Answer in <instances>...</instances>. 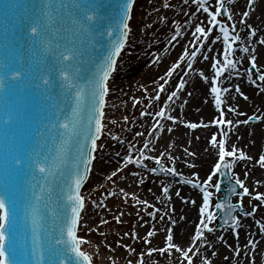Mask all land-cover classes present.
<instances>
[{"label":"bare ground","instance_id":"1","mask_svg":"<svg viewBox=\"0 0 264 264\" xmlns=\"http://www.w3.org/2000/svg\"><path fill=\"white\" fill-rule=\"evenodd\" d=\"M226 1L228 11L232 13V19H226V24L229 27L235 24L234 34H239L241 40L236 42L233 54V59L238 61L237 67L227 69L220 76L218 86L227 89L221 96L225 119L234 122L231 126H223L228 132L227 143L252 157L251 160H236L231 168V173L239 175L251 193L240 200L250 205L260 202L255 199L257 192L264 193V167L258 163L259 155L264 154V84L254 78L256 74L264 73V43H261L264 39V0H254L251 5L249 0ZM165 10L167 14H163ZM144 11L141 16H133L134 23L143 22L145 27L152 25L150 33H153L154 42L144 50L138 49L140 44L135 48L126 45L118 58L117 68L111 76L116 79L112 85V97L107 99V107L112 109L108 114L111 115L112 111L116 116L114 128L110 139L102 144L100 158L94 161L90 175V181L102 190V195L97 202L85 203L79 232L86 236V242L89 233L95 231L106 241L108 237L113 242L116 237L123 238L117 247L135 257V264H140V254H143V264H187L178 251L149 254L148 250L165 248L169 231L174 242L187 249L192 245L199 226L203 191L185 180L204 184L218 161V150L211 144V138L216 135L219 140L223 134L218 129L221 126L212 123L219 115V109L214 106L210 87L215 83V60L223 62L222 42L215 40L217 34H222L216 28L210 34V40L205 41L200 38L201 34L195 33L197 26L208 25L209 18L207 13L198 10L194 0L187 3L184 0H148ZM245 12L249 13L247 17ZM253 28L256 29L255 36L251 35ZM177 30L179 36H176ZM244 47L249 49L247 53L242 51ZM185 50L188 56L183 55ZM193 51L197 53L195 58L191 57ZM253 55L256 56V65L249 71ZM146 61V67L139 75L130 74L140 66L143 68ZM151 69V73L155 72L153 77L141 81L145 71ZM169 71H172L171 76L167 75ZM201 72L209 78L207 81L201 77ZM181 80L185 81V87L178 90ZM173 91H177V96L169 101L168 96ZM142 100L145 103L139 114L125 117L123 113L131 104L138 105ZM161 109L166 111L164 118L156 116ZM168 115L176 119L169 120ZM254 115L262 119L249 122L248 118ZM245 120L248 123H243ZM192 123L199 126L189 127ZM123 142L134 151L132 162L127 160L129 155H126ZM145 143L148 144L146 149ZM141 153L142 164H136L135 158ZM155 157H159L166 168L175 167L180 175L165 172L157 176L151 173L149 168L157 162ZM129 163L135 166L131 167ZM145 179H151L152 185H143ZM164 188L168 191L164 192ZM208 191L213 193V187L209 186ZM214 197L213 193L212 206ZM226 201L220 200L219 203ZM127 208L131 209L129 216L137 217V209H145V214L137 217L132 228L119 231L118 228L127 223L124 219ZM105 211L106 220L101 221L100 215ZM112 222L116 223V229L107 230L106 225ZM210 227L213 231L205 230L204 237L195 241L190 253L194 264H207L208 261L211 264H234L240 260L242 264H264V235L258 238L259 232L253 223L247 221L238 227L227 228L222 234L214 230L212 223ZM149 232L154 234L149 236ZM130 243L137 245L133 252H129ZM92 255L100 264H129L127 261L118 262L116 255L100 254L97 248Z\"/></svg>","mask_w":264,"mask_h":264},{"label":"water","instance_id":"2","mask_svg":"<svg viewBox=\"0 0 264 264\" xmlns=\"http://www.w3.org/2000/svg\"><path fill=\"white\" fill-rule=\"evenodd\" d=\"M117 3L51 0L49 5V0H0V72L7 76L6 67L24 71L22 80L6 79L0 90V194L10 209L14 204L17 261L38 264V258L30 254L34 228L44 250L43 264H62L65 258L54 240L60 238L66 186L75 171L78 149L90 144L84 137L94 127L89 125L91 81L119 36L121 11L109 28ZM85 8L96 13L95 21H84ZM33 24L40 27L35 36L30 32ZM65 50H74L73 60L61 59ZM65 70L73 75L74 88L63 79ZM45 77L47 85L42 82ZM77 91L83 92L82 100L77 99ZM14 109H20L17 118ZM66 119L74 127L64 129ZM16 158L23 163L16 165ZM41 163L48 172L39 171ZM66 256L69 264H75L74 253Z\"/></svg>","mask_w":264,"mask_h":264},{"label":"snow or ice","instance_id":"3","mask_svg":"<svg viewBox=\"0 0 264 264\" xmlns=\"http://www.w3.org/2000/svg\"><path fill=\"white\" fill-rule=\"evenodd\" d=\"M185 3L188 2V0H184ZM194 2L198 5V10H202L204 13H207V16L209 18L208 25L206 26H197L195 28V33L201 34L200 38H202L205 41L210 40V34L212 31L216 28H218L219 33L215 36L216 41H221L223 48H222V57L223 62L220 59H216L213 67L215 68V77H213V81L215 83H212L210 87V93L213 94L214 97V106L219 109V115L214 118L212 123L221 126V131L223 134L222 139H217L216 135H213L211 138V144L217 148L218 150V161L214 166V171L212 174L208 177V180L202 184L197 185V182L195 180H185V183L193 185V187H201L203 191V205L200 208V214H201V220L199 222V226L197 230L195 231V236L192 240V245L188 247L187 249L180 247L178 244L174 242V236L171 233V231L168 232L166 236V247L155 249L150 248L149 254L152 252L159 251L161 253L164 252H171L172 250L178 251L182 253L183 257L187 261V264H193V256L190 255V253L193 251V247H195V241L200 240L205 235V230L213 231V229L210 227V224L213 220L216 219V213L211 210L212 209V196L213 193L208 191V187H214L217 191L220 189L221 184H211L212 176H215L216 174H225L226 171L232 167V165L236 162L238 159H248L251 160V156H247L246 153L243 150L237 149L235 145L229 146L227 143V136L228 132L224 130L223 126H231L233 125L232 120L225 119V110L223 107L224 101L222 100V92H226L227 89H222L218 86V81L220 76L229 68L235 69L237 67L238 61L233 59V54L236 51V42L241 40V37L239 34H234L235 30V24H232L231 27H229L228 24L223 22L219 17H221L222 12L226 11L225 4L226 0H218V7L213 9L209 6L208 0H194ZM254 0H249V3H253ZM51 3V0H49V5ZM136 4V0H123V3L121 5V18L118 26L119 36L117 39L112 43L111 50L107 56V59L105 60L104 66L100 69L99 75L95 77L91 81L92 90H91V116L89 119V125H93V128H90L88 130V134L85 135L84 139L86 142H90V145L86 143L83 148L78 149V157L76 160V163L74 165V173L72 175L71 182L67 184L66 186V200L67 204L65 205V212L64 216L62 217V227L60 232V238L54 240V244L57 246H62V251L60 252V255H64L65 258L62 261V264H69V258L66 256L67 252L74 253L76 260L75 264H93V257L88 252L82 250V245L86 242L85 238L80 237L78 235V226L81 221V212L85 208V197L81 194V188L83 184L86 182V180L89 177V174L91 172L92 163L95 159V153L98 148L97 141L100 139V137L105 132V106H106V97L109 94V80L112 76V74L115 72L117 68V62L118 58L121 56L122 50L126 46V42L129 39V35L132 31L130 22L133 19V9ZM165 7H168V4H165ZM84 11V21L85 22H92L97 19L96 13L89 8L83 9ZM248 12L244 13V16H248ZM227 19H232V13L230 11L227 12ZM40 31L39 24H33L30 27V32L35 36ZM256 29L251 30V35L255 36ZM107 35L109 37L113 36V31H108ZM180 32L177 30L176 36H179ZM176 36L173 37V39H176ZM261 43H264V39L261 40ZM243 52L247 53L249 49L247 47H244L242 49ZM76 53L74 50H65V52L61 53V59L63 61H71L74 59ZM184 56H188L189 53L187 50H185ZM197 55L196 51H193L191 53V57L195 58ZM207 59V57H205ZM251 63L253 65V68H255L256 65V56L251 57ZM179 65H176L178 67ZM188 67L191 68V63L188 64ZM251 71V69L249 70ZM6 72L8 73L7 76L4 72H0V90H3L5 88V81L6 79L12 80V81H18L22 80L24 76V71L21 69L6 67ZM168 76L172 75V71H169L167 73ZM201 77L205 81H207L209 78L204 75L203 72L200 73ZM63 79L68 83L69 88H74L75 85L72 83L73 75L65 70L62 72ZM251 79V76L249 77ZM259 80L264 81V73H261L259 75ZM45 85L48 84L47 77L43 78L42 81ZM255 83V81H253ZM185 87V81L181 80L178 85V90L183 89ZM161 90H163V85H161ZM83 92L77 91L76 97L78 100L83 99ZM243 96L244 94L241 93ZM177 96V91H173L171 95L168 96V100L171 101L173 97ZM245 99L247 97L245 96ZM232 111H235V109H232ZM147 114V113H144ZM156 116L160 118H164L166 116L165 109H161L159 112L156 113ZM126 119V118H125ZM167 119L169 120H175L176 118L168 115ZM253 120H260L262 117L260 116H253L251 117ZM12 116H8V122L11 123ZM239 123V121H237ZM243 123H248L247 120L243 121ZM70 126L74 127L73 125H70V122L66 119L62 125L64 129H69ZM199 125L192 123L189 125L191 128H197ZM207 127V125H204ZM148 147V144L145 143L144 148L146 149ZM143 153H141V156H138L135 158L136 164H142V157ZM134 159L133 156L129 155L127 157L128 162H132ZM157 163H160V158L155 157ZM14 163L16 165H21L23 161L20 158H16L14 160ZM258 163L261 167H264V154L259 155L258 157ZM39 171L41 173L48 172V168L45 164L41 163L38 165ZM153 172H156L157 169L153 168ZM163 171L168 172L170 174H174L179 176L180 173L177 172L175 167L171 168H163ZM115 175V173H113ZM143 182V181H141ZM241 188L243 189V195H251L248 187L244 186V181L239 180L237 178L236 181ZM259 183V181H257ZM164 192L168 191V188L163 189ZM233 192H235V189H233ZM255 199L264 201V193L257 192L255 195ZM144 203H147L146 201ZM194 203V201H193ZM242 204V201H241ZM240 205H233L230 202H223L217 204L215 207L221 210H232L234 211L236 207ZM11 209H14V204L11 205ZM10 209V204L6 200V197L4 194H0V264H28L27 261H17L14 259V257L18 254L17 247H16V239H15V225L13 221V211ZM151 215H155V213H151ZM231 219L233 220V226L238 227L239 226V217L238 216H232ZM36 223L34 219V224ZM174 223V222H173ZM261 229H264V223L260 224ZM154 233L149 232L148 235L151 236ZM254 243V242H252ZM198 251V249H197ZM31 255H35L38 258V264H43V261L45 259L44 250L42 247V243L39 239V233L36 232L34 228V238H33V244L31 249ZM131 264V262H129ZM140 264H143V254H140ZM207 264H211V261H208Z\"/></svg>","mask_w":264,"mask_h":264},{"label":"rangeland","instance_id":"4","mask_svg":"<svg viewBox=\"0 0 264 264\" xmlns=\"http://www.w3.org/2000/svg\"><path fill=\"white\" fill-rule=\"evenodd\" d=\"M147 1L148 0H140L139 1V6L136 7V11L134 13V16L135 15H143V13H145L144 9L147 5ZM208 3L210 7H214V8H217L218 7V0H208ZM226 7H228V3L226 1ZM163 14H167L166 13V10L164 11ZM227 16H222L219 17V19H221L223 22L226 23V18ZM142 23V24H141ZM131 28H132V31H131V35L129 37V41H128V46L127 47H137L138 44H140V47L138 48L139 50H144L146 49L147 46H150L152 45V42H154V40L152 41V37H153V33H150L151 31V27L152 25H150V27H145L144 23L143 22H140L139 24H135L134 23V19L131 21ZM143 32V33H142ZM150 61V59L148 60ZM146 61L144 64H143V68L142 66L136 68L132 73H130L132 76H136V75H139L143 69L146 67L145 65L147 64ZM249 69L254 70L253 66H250ZM153 70L151 69V71L147 70V72L145 71V74L144 76L142 77L141 81H144L145 79H151L154 75L155 72L151 73ZM149 72H150V75H149ZM261 73L257 74L256 77H255V81L260 83V84H264L263 81H260L259 80V75ZM114 81H116L115 78H113L111 81H110V84H109V88H110V91H109V94H108V99L111 100V97H112V85L114 83ZM145 103V100H142L139 102L138 105H135L134 103L131 104V107L130 109L126 110L123 114L125 115V117L127 115H133L134 117L137 116L139 114V110L143 108V105ZM133 107V109H132ZM111 109V108H110ZM110 109L106 106V114L107 116H105V132L103 134V136L100 138L99 140V147L97 149V155L99 156L100 158V153L102 152V148H101V145L106 142L107 140L110 139V134H111V131L113 130L114 128V125H113V120L116 118L115 115H113V112L111 111V115L108 114V112L110 111ZM112 110V109H111ZM248 121L249 122H252V121H255L253 119H251V117L248 118ZM122 124V123H121ZM219 130H220V127H218ZM123 146H124V149L126 151V155H133V150L131 147L127 146L126 143H122ZM97 158V161L98 159ZM234 165V164H233ZM129 166L131 167H134L135 164L134 163H129ZM159 167H162V170H159ZM153 168H156L157 171L156 172H153L152 169ZM163 168H166L165 164L160 162V163H157L155 162L149 169H151L152 173L154 175H162L165 173V171H163ZM232 168V167H231ZM214 170V169H213ZM212 171V170H211ZM208 176V175H207ZM218 174H216L215 176H212V184H216L218 183ZM237 178L239 180H242L244 181L239 175L237 174H233V179L234 180H237ZM143 185L145 186H150L152 185V180L151 179H145L144 182H143ZM240 190L243 192V189L240 188ZM84 194H85V203H90V202H97L100 200V197L102 195V190L100 188L97 187V185L95 184H92V181H90V183L86 186L85 190H84ZM213 193H214V203H213V206H212V210L215 212V205L217 204V199L219 197V193L218 191L213 187ZM246 195H243V194H240L238 196H236L235 198V201L233 200V203L235 204H239L241 205V207L245 210V213L243 214H238V217H239V225H241L242 223H245L247 221H250L251 223H253L255 225V229L259 232V236L258 238H261L262 235H264V229H261L260 225L261 223H264V221L262 220V218H264V201H261V202H257V203H253V204H250V205H246L244 203L241 204V198L245 197ZM260 201V200H259ZM254 205V206H253ZM261 206V210H259V208H257L258 206ZM256 209V210H255ZM131 209L127 208L126 211L128 212L127 216L124 217V219L126 220V224L120 226L118 228L119 231H124L126 229H130L132 228L135 223L137 222V217L138 216H142L145 214V209L143 210H140V209H137V217H132V216H129V212H130ZM216 213V212H215ZM106 211L104 213H101L100 215V220L104 221L106 220ZM218 217V213H216V218ZM212 227L214 228V230L217 232V233H220L222 234V231L223 230H226L227 228H235L234 226L233 227H224V228H219L217 226V222H216V219L213 220L212 222ZM259 223V224H258ZM100 228L102 229V226H100ZM106 229L107 230H111V229H116V223L112 222V223H109L108 225H106ZM89 238H88V241L85 242L83 244V250H85L86 252H88L89 254L92 255L93 251H94V248H97L99 249V252L100 254H104V255H109V256H117L118 259L117 261L118 262H121V263H126V261L129 263L131 262V264H135L136 263V259L135 257H132L131 254L129 253H126L124 252V250L122 249H119L117 246V243H120L123 241V238L121 237H116L114 239V242L113 240L111 239V237H108L107 238V241L105 240V237L101 234H98V232H92V233H89ZM81 237L85 238L86 236L83 235L82 233H80ZM252 235V234H251ZM138 239V237H137ZM130 251L129 252H133L137 249V245L133 244V243H130ZM248 250V249H246ZM93 257V263L94 264H100V261L99 259L96 257L94 258V256L92 255ZM194 264V263H193ZM234 264H242L241 260L240 261H236L234 262Z\"/></svg>","mask_w":264,"mask_h":264}]
</instances>
